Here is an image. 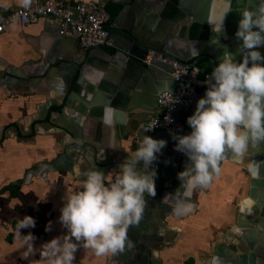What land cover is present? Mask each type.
Masks as SVG:
<instances>
[{"label": "crops", "instance_id": "crops-1", "mask_svg": "<svg viewBox=\"0 0 264 264\" xmlns=\"http://www.w3.org/2000/svg\"><path fill=\"white\" fill-rule=\"evenodd\" d=\"M27 1L0 0V8L22 6ZM66 1H94L108 10L111 19L117 17L121 10V5L112 0ZM139 19L142 18L130 8L120 22L126 25L131 20ZM149 19L153 21L154 18ZM57 31V22L45 18L31 26L15 23L0 34V72L16 78L9 73L19 70L29 79L24 82L19 78L15 86L4 89L0 87V190L4 189V194H0V264H30L31 261L35 264L34 260L40 259L38 251L27 259L21 255L23 248L20 247L21 240L14 221L20 222L25 215L35 218V227L22 228L20 231L22 234L34 233L37 249L47 238L52 239L68 231L59 220L60 209L65 203V196L81 185L86 170V167L80 169L78 164L74 167V173L66 170L50 171L48 168L64 152L63 142L70 140V137L61 134L57 127L56 112L60 111V107H53L44 117L39 114V109L42 104L57 96L53 83L60 84L70 76L73 66L70 59L81 61L84 57L77 59V55L85 53L77 40H72V44H57L60 37ZM199 33L202 36L207 34L208 38L193 45L191 42L184 43L181 37L176 36V49L191 58L201 52L200 46L203 43L210 45L212 34L214 40H220L212 27L207 33L204 29ZM105 50L112 54L116 52L112 41L105 46ZM104 59L106 65L102 67L96 64L88 70L89 78L104 79V66L118 69L116 66H123L124 63V60L117 59L114 65L109 58ZM101 62L104 63L102 59ZM22 83L27 84L22 86ZM205 90L199 91L198 99L205 94ZM84 93L85 90L76 102L77 107L86 106L88 99ZM102 94L100 92V100L104 99ZM197 101L190 109L179 112V118L183 119L184 124H188L187 117L191 115ZM69 114L74 115V112L70 110ZM102 114L96 111L99 120L105 119ZM137 115L140 122L129 114L117 115L115 120L114 117L110 118L109 125L102 122L98 142L95 140L98 121H87L85 135L98 146L96 152L93 147L86 146L87 158L94 160L97 156L99 159H107L113 147L121 149L124 157L132 154V143L137 139L128 133L137 130L139 125L141 128L143 120L145 125L149 117V114ZM40 166L42 171L35 173L39 172ZM115 174L116 171L109 172L106 180ZM252 178L248 164L220 162V172L214 174L212 182L206 188L196 189L189 197L192 201L191 209L176 214L178 219L172 216L167 218L171 234L163 241L167 244L159 254L161 264H211L217 247L224 252L237 246L239 235L234 230V224L241 219L255 218L252 209L245 212L241 207L249 197ZM16 184L21 186L19 190L15 189ZM11 192L18 193V197L11 198ZM240 207L244 212L239 210ZM49 221L52 227L46 230ZM113 257L112 253L96 256L92 249L83 247L81 243L76 251L75 264H111ZM117 262L122 264L123 261Z\"/></svg>", "mask_w": 264, "mask_h": 264}, {"label": "water", "instance_id": "water-1", "mask_svg": "<svg viewBox=\"0 0 264 264\" xmlns=\"http://www.w3.org/2000/svg\"><path fill=\"white\" fill-rule=\"evenodd\" d=\"M112 1L121 5L117 17H113L108 26L107 42H113L116 52L113 54L107 52L106 44L95 49L84 50V55L79 53L77 59L84 57L81 61L70 59L73 63L70 76L60 84L51 81L57 96L40 106L39 114L43 117L48 115L53 107H60V111L56 112L57 127L61 130V134L70 137V140L63 142L64 152L59 154L51 165H48L50 171L66 170L74 173V167L78 164L80 169L95 167L103 171L105 176L111 171L117 172L119 165L129 155L124 157L121 149L113 147V152L107 159H99L97 156L93 158L94 160L87 158L86 146L93 147L95 152L98 150L97 144L88 140L85 135L87 121H98L95 127V140L98 142L102 122L109 125L110 118L114 117L115 120L117 115L129 114L133 119H137V114L154 113L158 108L160 94L176 89L170 66L160 64L156 60L151 64L145 62L151 50H156L181 64L199 67L201 71L208 74L219 62L225 50L233 52L236 59H241L238 49L242 41L235 35L241 18L239 10L245 7H256V0ZM130 8L142 19L131 20L126 25H122L121 18ZM224 16V30L215 31L220 40H214V34H212L213 40L210 45L203 43V46H200L201 52L191 58L176 49V36L181 37L184 43L191 42L192 45L197 41H204L208 38L207 34L202 36L199 31L204 29L207 33L211 27L215 30ZM150 17L154 18L153 21L149 19ZM57 32L59 33V29ZM58 38L59 45L72 44V40H77L76 37L60 36ZM259 50L264 53V46H260ZM104 58H109L114 65L117 59L124 60V63L123 66L117 65L118 69H109L104 66V79L89 78L88 70L93 65H102V67L106 65ZM94 68L97 69V66ZM6 74L0 72V87L3 89L15 86L19 78L24 82L28 79L27 75H23L19 70L9 73L16 78L7 77ZM35 82L37 80L33 81ZM24 84L27 83H22V86ZM84 90L85 98L88 99L86 106L77 107L76 102ZM100 92L104 96L102 100L99 99ZM70 110L74 112V115L69 114ZM96 111L103 113L105 118H102L103 121L96 117ZM138 119L137 121L140 122V118ZM143 122L144 120L141 122L143 125L141 128L139 125L137 130L128 133L129 136L137 139L132 143L133 152L139 146L143 135H151ZM190 131V125L185 124V132L181 134H187ZM151 136L167 140L162 151L157 153L158 160L150 166V168L155 167L158 172L156 194L152 196L145 193L147 204L144 217L138 225H132L128 230L129 237L135 242L134 247L114 254L111 264H119L117 261H123L122 264H161L159 254L167 244L163 241L171 234L166 222L167 218L169 216L177 218L168 194L174 193L181 186L178 172L186 167L189 158L184 152L175 148L177 140L173 139L174 134L159 132ZM249 159L264 161V143L259 149H252L245 161L230 156L222 161L247 164ZM139 167H143V162ZM41 171L42 166L39 167V172L35 173ZM35 175L38 176V174ZM252 177L248 198L253 202L251 209L255 213V218L236 221L234 230L239 235V243L224 252L217 247L211 264H264V166L259 176L252 175ZM239 210L242 211V208L240 207ZM134 257L135 261H131Z\"/></svg>", "mask_w": 264, "mask_h": 264}, {"label": "clouds", "instance_id": "clouds-1", "mask_svg": "<svg viewBox=\"0 0 264 264\" xmlns=\"http://www.w3.org/2000/svg\"><path fill=\"white\" fill-rule=\"evenodd\" d=\"M239 11L235 35L242 41L238 49L241 59L231 51L223 52L205 81V94L187 117L191 131L173 136L175 148L189 158L178 172L181 186L168 194L176 214L191 209L189 197L212 182L222 160L230 156L244 161L252 149L264 143V53L259 50L264 46V0H256L255 8ZM224 18L215 31L224 30ZM156 123L145 128L151 129ZM166 144V139L143 135L139 146L107 180L103 171L86 169L81 185L65 196L60 209L59 220L68 231L43 242L39 249L34 245V233L20 231L35 227V218L25 215L17 225L22 257L27 259L38 251L40 259L34 260L35 264H75L81 243L96 256L133 248L135 242L128 230L144 217L145 193L156 194L158 172L150 166ZM247 164L251 174L259 176L264 161L249 159ZM51 227L49 221L46 230Z\"/></svg>", "mask_w": 264, "mask_h": 264}, {"label": "built area", "instance_id": "built-area-1", "mask_svg": "<svg viewBox=\"0 0 264 264\" xmlns=\"http://www.w3.org/2000/svg\"><path fill=\"white\" fill-rule=\"evenodd\" d=\"M45 18L57 22L60 36L76 37L84 50L108 44L111 17L104 7L94 1L70 3L66 0H28L22 6L0 8V34L15 23L31 26ZM154 60L172 68L176 89L160 94L158 108L148 115L145 126L150 127L157 122L153 128L147 129L151 135L159 132L181 134L185 131V124L179 118V112L194 106L199 91L208 87L205 81L209 74L202 79L199 67L181 64L156 50H151L145 62L151 64Z\"/></svg>", "mask_w": 264, "mask_h": 264}, {"label": "bare ground", "instance_id": "bare-ground-1", "mask_svg": "<svg viewBox=\"0 0 264 264\" xmlns=\"http://www.w3.org/2000/svg\"><path fill=\"white\" fill-rule=\"evenodd\" d=\"M246 201L244 202V203H242V205H241V207H243V210L246 212H249V210H251V203H252V205H253V202L249 199V198H247V199H245ZM249 209V210H248ZM242 210V211H243ZM243 211V212H244Z\"/></svg>", "mask_w": 264, "mask_h": 264}, {"label": "trees", "instance_id": "trees-1", "mask_svg": "<svg viewBox=\"0 0 264 264\" xmlns=\"http://www.w3.org/2000/svg\"><path fill=\"white\" fill-rule=\"evenodd\" d=\"M107 11H108V10H107ZM206 74H207V72L202 71L201 74H200V77H201L202 79H204ZM181 120L183 121V119H181ZM14 187H15L16 190H19V189L21 188V186L18 185V184H16ZM11 196L15 198V197H17V194L11 192Z\"/></svg>", "mask_w": 264, "mask_h": 264}, {"label": "rangeland", "instance_id": "rangeland-1", "mask_svg": "<svg viewBox=\"0 0 264 264\" xmlns=\"http://www.w3.org/2000/svg\"><path fill=\"white\" fill-rule=\"evenodd\" d=\"M14 190H15V189H14ZM0 194H4V189L0 190ZM17 197H18V193H17ZM11 198H14V197H11ZM15 198H16V197H15ZM18 222H19V220L16 221V222L14 221V224H15V225H18ZM9 240H10V239H9ZM47 240H50V239L47 238L46 241H47Z\"/></svg>", "mask_w": 264, "mask_h": 264}, {"label": "flooded vegetation", "instance_id": "flooded-vegetation-1", "mask_svg": "<svg viewBox=\"0 0 264 264\" xmlns=\"http://www.w3.org/2000/svg\"><path fill=\"white\" fill-rule=\"evenodd\" d=\"M208 74V73H207ZM131 261H135V257L131 259Z\"/></svg>", "mask_w": 264, "mask_h": 264}]
</instances>
